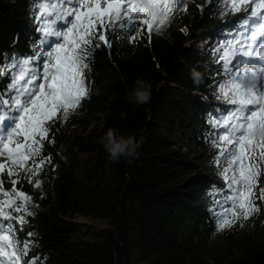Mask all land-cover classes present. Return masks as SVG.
Listing matches in <instances>:
<instances>
[{"label": "trees", "instance_id": "obj_1", "mask_svg": "<svg viewBox=\"0 0 264 264\" xmlns=\"http://www.w3.org/2000/svg\"><path fill=\"white\" fill-rule=\"evenodd\" d=\"M220 9L221 0H188L154 26L151 41L143 34L135 44L114 38L111 49L93 53L88 97L45 143L52 164L37 177L42 189L22 181L38 205L18 233L34 246L26 259L264 264V206L243 227L236 222L219 231L211 212L213 189L225 184L214 163L217 150L206 139L223 103L212 89L213 78L223 79L212 49L242 15ZM34 10V0H0V63L31 55ZM137 78L152 85L144 105L127 99ZM9 83L7 73L0 76V91ZM109 129L135 136L138 155L131 162L108 158L101 139Z\"/></svg>", "mask_w": 264, "mask_h": 264}, {"label": "snow or ice", "instance_id": "obj_2", "mask_svg": "<svg viewBox=\"0 0 264 264\" xmlns=\"http://www.w3.org/2000/svg\"><path fill=\"white\" fill-rule=\"evenodd\" d=\"M222 2L225 12L242 15L212 49L223 77L218 82L213 78L212 89L223 103L206 134L225 182L212 193L218 231L236 222L243 227L264 206V188L257 191L264 177V0ZM187 3L34 0L37 35L31 55H13L0 63V76L7 73L10 80L0 91V264H36V257L26 259L33 243L18 235L38 207L22 181L42 189L37 177L45 164H52L45 143H52L55 125L88 97L84 70L95 60L93 53L101 46L111 49L114 38L135 44L146 35L151 41L154 26L158 30L165 22L162 17L176 4L184 8Z\"/></svg>", "mask_w": 264, "mask_h": 264}, {"label": "clouds", "instance_id": "obj_3", "mask_svg": "<svg viewBox=\"0 0 264 264\" xmlns=\"http://www.w3.org/2000/svg\"><path fill=\"white\" fill-rule=\"evenodd\" d=\"M193 75L198 81L199 73H194ZM151 95V83L142 78H137L135 87L128 93L127 99L133 104L144 105L150 102ZM121 115L124 116L126 114L122 113ZM101 143L108 153V158L113 163L119 162L121 158H126L131 162V159L138 155L137 150L139 148V142L134 135L125 137L118 134L115 130L109 129L106 135L101 139Z\"/></svg>", "mask_w": 264, "mask_h": 264}, {"label": "rangeland", "instance_id": "obj_4", "mask_svg": "<svg viewBox=\"0 0 264 264\" xmlns=\"http://www.w3.org/2000/svg\"><path fill=\"white\" fill-rule=\"evenodd\" d=\"M178 7H179V4H176V6L174 7V9H173V13H176L177 12V10H178ZM227 7V5L225 4V3H223L222 2V0H221V15H225L226 13H229V12H231V11H228V12H225L224 11V9ZM142 18V17H141ZM162 18H164V17H162ZM87 69V68H86ZM86 69L84 70L85 71V78H86V83H87V85H88V88H89V81H88V79H87V77H86ZM220 100H222V98L220 99ZM73 112H71L70 114H72ZM70 114H69V116H70ZM68 116V117H69ZM68 119V118H67ZM261 178H264V177H261ZM222 179V178H221ZM259 188H262V185H260L259 187H258V189H257V191L259 190ZM252 217V216H251ZM250 217V218H251Z\"/></svg>", "mask_w": 264, "mask_h": 264}]
</instances>
